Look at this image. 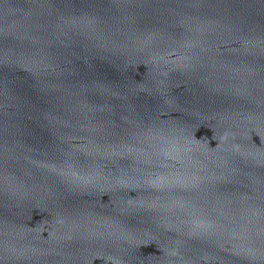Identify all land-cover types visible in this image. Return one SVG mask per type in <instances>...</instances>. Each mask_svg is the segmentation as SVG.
<instances>
[{"label":"water","instance_id":"obj_1","mask_svg":"<svg viewBox=\"0 0 264 264\" xmlns=\"http://www.w3.org/2000/svg\"><path fill=\"white\" fill-rule=\"evenodd\" d=\"M0 264H264V0H0Z\"/></svg>","mask_w":264,"mask_h":264}]
</instances>
